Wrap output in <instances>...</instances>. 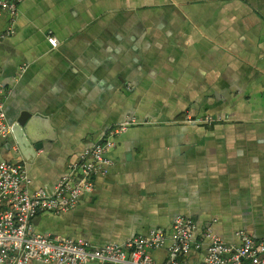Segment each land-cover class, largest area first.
I'll return each instance as SVG.
<instances>
[{
	"label": "crops",
	"instance_id": "obj_1",
	"mask_svg": "<svg viewBox=\"0 0 264 264\" xmlns=\"http://www.w3.org/2000/svg\"><path fill=\"white\" fill-rule=\"evenodd\" d=\"M0 84L9 123L30 112L55 131L31 163L0 140L30 193H52L102 134L135 120L92 192L37 215L34 233L103 247L183 216L198 235L264 241V0H24L0 39Z\"/></svg>",
	"mask_w": 264,
	"mask_h": 264
},
{
	"label": "built area",
	"instance_id": "obj_2",
	"mask_svg": "<svg viewBox=\"0 0 264 264\" xmlns=\"http://www.w3.org/2000/svg\"><path fill=\"white\" fill-rule=\"evenodd\" d=\"M24 0H0V18L7 16L8 28L0 39L15 33L19 6ZM51 48L59 41L48 37ZM9 92L0 84V140L12 138V125L5 112ZM191 124H210L212 117L189 115ZM135 120L109 128L99 140L85 149L50 193H30V181L21 164L0 162V264H264V241L238 232V244H228L210 230L198 235L197 223L178 216L168 229H153L121 244L96 247L82 240L40 235L32 231L31 221L39 214H61L74 209L94 188L95 178L105 175L113 165L110 157L117 136ZM164 252V258L155 253Z\"/></svg>",
	"mask_w": 264,
	"mask_h": 264
},
{
	"label": "water",
	"instance_id": "obj_3",
	"mask_svg": "<svg viewBox=\"0 0 264 264\" xmlns=\"http://www.w3.org/2000/svg\"><path fill=\"white\" fill-rule=\"evenodd\" d=\"M11 125L13 146H10V150L15 146L28 163L32 162L45 143L54 140L55 131L49 118L41 114L22 112Z\"/></svg>",
	"mask_w": 264,
	"mask_h": 264
}]
</instances>
